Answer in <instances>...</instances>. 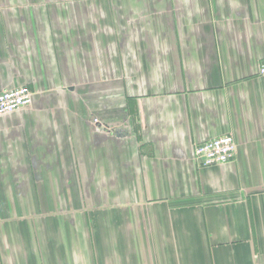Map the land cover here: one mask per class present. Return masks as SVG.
<instances>
[{"label": "crops", "instance_id": "obj_1", "mask_svg": "<svg viewBox=\"0 0 264 264\" xmlns=\"http://www.w3.org/2000/svg\"><path fill=\"white\" fill-rule=\"evenodd\" d=\"M263 58L264 0H0V264H264Z\"/></svg>", "mask_w": 264, "mask_h": 264}, {"label": "built area", "instance_id": "obj_2", "mask_svg": "<svg viewBox=\"0 0 264 264\" xmlns=\"http://www.w3.org/2000/svg\"><path fill=\"white\" fill-rule=\"evenodd\" d=\"M258 77L264 81V58L258 65ZM32 93L26 87H17L0 92V117L30 107ZM98 124L97 120H93ZM237 145L230 135L219 136L196 144L193 157L204 167L222 166L234 160Z\"/></svg>", "mask_w": 264, "mask_h": 264}]
</instances>
